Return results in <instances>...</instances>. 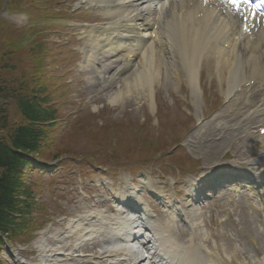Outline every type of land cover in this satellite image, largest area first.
I'll return each instance as SVG.
<instances>
[{
    "label": "bare ground",
    "instance_id": "6f19581e",
    "mask_svg": "<svg viewBox=\"0 0 264 264\" xmlns=\"http://www.w3.org/2000/svg\"><path fill=\"white\" fill-rule=\"evenodd\" d=\"M99 10L107 17H112L104 24L99 23L96 26L91 27L86 32L87 43L83 49L85 52L84 60L80 63L81 67H86L89 60H93L97 55L98 59L104 58L107 55L114 54L113 50L119 47H123L131 39H138L140 35L138 30H143V27H138L135 24L134 10L127 8L125 5L126 0H96ZM204 7L201 0H164L160 2V14L167 15L172 21V30L175 33L178 44H182L183 49L187 47L196 48L199 47L200 51L204 54L205 61L218 68L219 72H222L221 80L224 85L231 86L240 90V93H247L255 91L251 87V80H256V76H261V80L256 82L255 87L264 86V46L263 42L256 36L255 40H258L263 48L256 49V47L247 39L250 34H243L241 30L238 34L229 27V37L234 38V43L230 49L220 48L219 53H211V47L213 41L217 44V37L223 35L222 30L215 28L212 30V26L209 24L210 17L208 15L210 8L207 6L204 15L200 16L197 21H194L198 11ZM233 21H235L233 19ZM239 25H236L238 28ZM235 28V29H236ZM178 37V39H177ZM143 39V38H140ZM223 39L221 38V41ZM220 41V42H221ZM163 44V41L160 42ZM159 43V46L162 45ZM236 43L238 45L236 46ZM187 45V46H186ZM174 48V47H173ZM188 50V49H187ZM139 59V64L130 67V70H126L130 75H122L123 82L122 89L111 94L110 101H117L121 98L133 97L136 101V97L149 99L151 98V92L155 83L161 81V70L164 68L172 70L173 65L167 63V65L160 62L162 54L158 49L150 46L144 51ZM93 58V59H91ZM143 60V61H142ZM213 69V68H212ZM120 77V74H119ZM166 81H169L167 75L164 77ZM229 81L226 84V81ZM257 81V80H256ZM170 82V81H169ZM146 88V92L143 91ZM264 99V93L263 97ZM259 99V98H258ZM246 100V99H245ZM251 101V98H250ZM240 104L237 106V110L233 113L240 117L247 116L250 112L246 108V105ZM243 106V107H242ZM224 123H228L223 119ZM254 192V188L250 190ZM170 204H166V211L164 214V222L153 225L155 222L143 223V230L138 229L133 220L126 218H107L102 217V222L99 225L98 222L95 226H92V231L89 232L90 236L100 235L102 250L97 259L98 262L105 264L110 261L112 264H124L122 257H128L133 259L136 264H151L156 258L157 250L165 253L166 258H170L173 262H179L183 260L184 264H231V260L235 262V255L222 256L215 250L208 249L201 241L196 237L194 227L197 224V220L187 224L190 230V236L181 237L179 225L176 222L175 212L171 209ZM195 210L190 212L191 215H196ZM100 212H97L99 219ZM196 220V221H195ZM198 225V224H197ZM81 223L69 224V233L79 230ZM55 239H61L57 233L53 234ZM94 236V237H96ZM136 240V241H134ZM40 261L38 264H69V258L75 250H70L72 253L59 254L58 251H53L46 244H39ZM59 254V255H58ZM84 258V259H82ZM80 264H92L93 259L85 257L73 256ZM70 264H73L70 261ZM258 264H264L260 262Z\"/></svg>",
    "mask_w": 264,
    "mask_h": 264
},
{
    "label": "rangeland",
    "instance_id": "374dc122",
    "mask_svg": "<svg viewBox=\"0 0 264 264\" xmlns=\"http://www.w3.org/2000/svg\"><path fill=\"white\" fill-rule=\"evenodd\" d=\"M17 7V5H15ZM13 11H5L1 13L0 10V18L7 20L6 22H16L18 24L23 23L24 21V15L22 14H13ZM56 32V31H55ZM59 37H60V33H66V30L62 27L59 29V31L57 30ZM68 39L72 38L70 36H67ZM54 39H57V37H55ZM63 40H66V37H63ZM74 40V39H73ZM80 43H76V45H79ZM72 77L75 79V81L77 83H75V87L73 88L72 93L70 94V99L73 100V103H69L67 104L66 107L64 108H60V111L63 113L64 111L67 110V114L73 113L75 111L78 110L80 105L85 104L87 107H90L92 109H96V108H100V106L102 104H104V106H108V107H113L114 108V115L115 116H120L123 119H132L135 120L137 118L143 120V119H147V118H151L152 119V123H156V116L154 113H152L149 110L143 109L141 106H144V102L143 100L140 101V106L139 104L136 105V103L133 102H126V100H122L119 101L115 104H112L111 102H109V100L107 99V96L113 91L115 90L114 88H106L103 89L99 86H95L94 88H97V90L93 93H90L91 90L88 89V83L89 82H94V78H89L87 77V81H84V77L83 75H79L78 74V70L75 68V71L72 73ZM80 80L79 82L77 80ZM120 82V81H117ZM92 87V85H91ZM119 87V86H118ZM103 89V90H102ZM155 89H158V91L160 92L161 96H165V101H167V105L170 106V110L166 111L164 113V115H162V118L165 120L167 118H170L171 124L168 125V129L169 131L171 130V128H173V126L177 127V120L178 117L180 118V115H178V111H176L175 106V100L173 97H171V92H170V88L168 87H164V83H161L159 85H155ZM79 91H84L86 93V96H81ZM89 94L91 95L88 99ZM97 94L102 95V98L95 101L92 98V95L95 96ZM157 98V97H156ZM82 102V103H81ZM12 105V104H11ZM84 105V106H85ZM13 106V105H12ZM12 107L9 105L7 107V109H11ZM157 115V114H156ZM171 118L173 120H171ZM181 118H183L181 116ZM174 121V122H173ZM58 132H61L60 128H58ZM73 132V131H72ZM163 132H165V136L169 139V132L162 131V136H163ZM60 134V133H59ZM81 143H83L82 139H78L77 140V144H74L76 146V153L80 154L82 151L80 150L82 148L83 145H80ZM182 160V158H175L174 161H180ZM187 165H190V163H187ZM125 166H117L118 170H126V168H123ZM76 169V168H75ZM84 169H89V168H84ZM93 170L89 169V170H84V172L86 174H91V176L93 175L92 173ZM71 181V177L70 175L67 177V179L64 182H61V185L57 187V189L51 190L49 193H47V190L43 187H41L40 191H37L36 194V200L37 202L41 201L43 203H45V205L48 208V211L51 212L53 215L58 216L60 213H64V214H74L77 212H81L84 211L85 208L83 205L80 204V198L79 196L74 193L71 192L69 189H67V181ZM49 183V180L47 181L46 184ZM41 205V204H40ZM60 205L65 208V211L60 210ZM59 207V208H58ZM59 227L54 226L51 230L55 231L56 229H58ZM206 228L208 230H214L213 229V225L207 224ZM224 236V234H223ZM218 241H220V244H224V242L222 240H220L219 236H216ZM37 237H33L32 238V242L27 245V246H22L21 243H13V248H17L16 250H19L20 248H22V253L21 255L24 258H27L28 261L32 262V261H36L38 259L37 256ZM223 238V237H222ZM242 238V237H240ZM49 246H53L55 248L59 247V248H64L66 245H69L70 243H64V244H54L53 241H51L49 238L47 239ZM95 248V247H93Z\"/></svg>",
    "mask_w": 264,
    "mask_h": 264
},
{
    "label": "trees",
    "instance_id": "16d2710c",
    "mask_svg": "<svg viewBox=\"0 0 264 264\" xmlns=\"http://www.w3.org/2000/svg\"><path fill=\"white\" fill-rule=\"evenodd\" d=\"M41 102V101H40ZM35 97H26L20 104L24 122L18 123L8 136L0 138V234H12L24 225L23 214L31 204L30 192L21 181V167L26 161L19 151H38L43 140V122L52 118V110ZM6 121H0L5 129ZM25 195L19 199L18 195ZM20 214V216L18 215ZM1 244V237H0Z\"/></svg>",
    "mask_w": 264,
    "mask_h": 264
},
{
    "label": "snow or ice",
    "instance_id": "6c2138e0",
    "mask_svg": "<svg viewBox=\"0 0 264 264\" xmlns=\"http://www.w3.org/2000/svg\"><path fill=\"white\" fill-rule=\"evenodd\" d=\"M233 2H235V0H233Z\"/></svg>",
    "mask_w": 264,
    "mask_h": 264
}]
</instances>
